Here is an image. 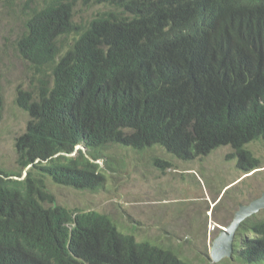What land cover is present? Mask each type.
Returning a JSON list of instances; mask_svg holds the SVG:
<instances>
[{
    "label": "trees",
    "instance_id": "trees-1",
    "mask_svg": "<svg viewBox=\"0 0 264 264\" xmlns=\"http://www.w3.org/2000/svg\"><path fill=\"white\" fill-rule=\"evenodd\" d=\"M83 1L106 10L78 25L74 0H0L26 3L16 47L36 76L15 100L29 115L18 170L0 168V264H189L109 215L58 205L48 180L99 193L112 145L185 162L229 147L239 172L261 168L247 146L264 142V0ZM3 106L0 91V122ZM233 257L264 264V220L240 225Z\"/></svg>",
    "mask_w": 264,
    "mask_h": 264
},
{
    "label": "rangeland",
    "instance_id": "rangeland-1",
    "mask_svg": "<svg viewBox=\"0 0 264 264\" xmlns=\"http://www.w3.org/2000/svg\"><path fill=\"white\" fill-rule=\"evenodd\" d=\"M32 1L31 8L43 4V0ZM25 7V2L9 9L0 6V91L4 100L0 168L7 172L18 170L16 138L25 132L29 120L15 103L17 92L33 91L36 84L34 72L16 47L29 12ZM105 10L103 5L74 0V22L86 24ZM248 148L264 164V142H253ZM230 152L229 147H222L206 157L184 162L158 147L135 151L112 145L105 153L109 162L113 159L116 172L105 189L90 193L57 186L50 180L48 189L58 205L109 215L122 234L153 246L171 247L189 264H240L233 255L215 262L212 244L220 235L219 228L232 223L241 204L264 194V168L242 176L236 160L227 158ZM255 218L264 220V210Z\"/></svg>",
    "mask_w": 264,
    "mask_h": 264
},
{
    "label": "water",
    "instance_id": "water-1",
    "mask_svg": "<svg viewBox=\"0 0 264 264\" xmlns=\"http://www.w3.org/2000/svg\"><path fill=\"white\" fill-rule=\"evenodd\" d=\"M264 208V194L254 200L250 205L240 206V210L235 213L232 223L220 231V235L212 244L211 255L214 261H220L222 258L231 257L232 243L239 225L249 216L254 215L260 209Z\"/></svg>",
    "mask_w": 264,
    "mask_h": 264
},
{
    "label": "clouds",
    "instance_id": "clouds-1",
    "mask_svg": "<svg viewBox=\"0 0 264 264\" xmlns=\"http://www.w3.org/2000/svg\"><path fill=\"white\" fill-rule=\"evenodd\" d=\"M3 107H4V106H3ZM26 113H27V112H26ZM27 114H28V113H27ZM28 116H29V115H28ZM249 145H250V144H249ZM247 147H248V146H247ZM126 148H128V147H126ZM153 148H155V147H153ZM158 148H160V147H158ZM221 148H222V147H221ZM79 149L83 150V152L86 151V150L83 149L81 146H78L76 150H79ZM131 149H132V148H131ZM150 149H152V148H150ZM161 149H162V148H161ZM218 149H219V148H218ZM248 149H249V148H248ZM216 150H217V149H216ZM231 151H232V150H231ZM230 153H231V152H230ZM230 153H229V154H230ZM168 154H169V153H168ZM74 155H76V151L74 152V154H72V156H74ZM170 155H171V154H170ZM171 156H172V155H171ZM227 156H228V155H227ZM174 158H175V157H174ZM175 159H177V158H175ZM228 159H229V158H228ZM178 160H179V159H178ZM230 160H234V159H230ZM235 160H236V159H235ZM180 161H181V160H180ZM101 162H102V161H98L97 163L100 164V165H102L103 162H102V163H101ZM184 162H185V161H184ZM191 162H192V161H191ZM261 162H262V161H261ZM166 163H167V162H166ZM167 164H168V163H167ZM168 165H169V164H168ZM236 166H237V164H236ZM164 167H166V165H164ZM263 168H264V164H263V166H262L261 168L255 170V171H253V172H251V173H248V174H243V173H242V176H245V175H254L257 171H259V170H261V169H263ZM238 171H239V170H238ZM240 173H241V172H240ZM24 176H25V174H24ZM24 176H23V177H24ZM262 195H263V194H262ZM262 195H261V196H262ZM261 196H260V197H261ZM260 197H259V198H260ZM257 199H258V198H257ZM255 200H256V199H255ZM253 201H254V200H253ZM253 201H252V202H253ZM252 202H251V203H252ZM251 203H249V204H247V205H250ZM214 204H215V203H214ZM247 205H245V204H241L240 206H247ZM213 206H214V205H213ZM213 206H212V207H213ZM240 206H239L238 210H240ZM212 207H211V208H212ZM238 210H237V211H238ZM261 210H264V208L260 209V210H259L257 213H255L254 215H251V216L247 217L244 221H246V220H248V219L255 218V215L258 214ZM237 211H236V212H237ZM209 213H210V211H209ZM255 219H256V218H255ZM259 220H263V219H259ZM244 221H243V222H244ZM243 222H242V223H243ZM242 223H241V224H242ZM241 224H240V225H241ZM240 225H239V227H240ZM239 227H238V229H239ZM219 229H220V230H219V232H220L222 229H226V227H225V228H219ZM238 229H237V231H238ZM237 231H236V232H237ZM235 235H236V233H235ZM234 238H235V236H234ZM234 238H233V241H234ZM232 255H233V243H232ZM232 255H231V257H232ZM231 257H228V258H231ZM215 262H217V261H215Z\"/></svg>",
    "mask_w": 264,
    "mask_h": 264
}]
</instances>
